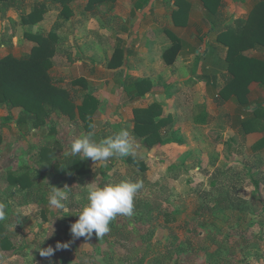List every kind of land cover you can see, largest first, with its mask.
<instances>
[{
  "label": "rangeland",
  "instance_id": "1",
  "mask_svg": "<svg viewBox=\"0 0 264 264\" xmlns=\"http://www.w3.org/2000/svg\"><path fill=\"white\" fill-rule=\"evenodd\" d=\"M70 6L73 8L71 19H59L58 11L52 10L45 16L49 19L32 32H49L56 22L61 25L57 30L59 40L51 78L62 88H72L75 78L89 81L99 94L92 90L91 93L102 97L97 116L99 127L106 124V130L111 135L117 134L118 139L106 146V161L93 163V175L84 185L57 186L51 188L50 197L53 198L49 203H29L23 194L7 191L4 178L7 172L32 164L38 153V144L48 134L51 125L57 127L58 137L65 146L78 142L85 133L81 122L73 123L57 117H53L44 128L34 129L31 124L19 122L21 109L14 110L11 118L6 119L5 107L0 106V135L4 139L0 148V219L10 222L11 233L16 235L13 243L17 246L13 251H0V264H49L50 260H58L62 256L70 257L69 264H106L105 259L110 257L114 264H121L119 260L125 251L121 244L107 236L111 235L109 224L116 220L121 225H128L130 230H139L128 243L130 246L141 245L140 234L143 236L147 229L135 224L129 212L118 214V209L116 211L109 205L107 195L126 179L134 181L131 183L133 186L138 185L142 176H146V181L141 193L125 187V194L146 199L158 211L175 218L171 222L161 219L155 224V242L165 246L170 241V232L174 231L180 242L196 238L199 243L195 245L198 246L212 233L222 243L227 241L229 246L221 257L226 260L215 262L264 264V168L257 169L247 164L246 153L235 161L236 158H230L227 150L209 145L205 135L208 128L221 127L227 132L228 125L221 121L223 118L219 122L210 120V124L197 133L200 137L197 139L196 135L195 142L201 154H189L191 150L185 148L188 137L182 136V129L174 131L180 126L190 127L194 118V100L187 93L191 98L182 94L168 108L176 119L173 130L166 136L173 140L171 148H148L142 140L136 139L133 134L135 110L153 101L166 100L165 90L171 86L167 80L170 68L163 63L162 56V48H168V45H162L159 40V49L153 53L151 65L143 66L144 60L139 57L137 45L151 44L131 37L138 30V18L134 21V17H127L118 27L113 15L110 19L94 17L92 13L81 10L83 6L77 7L75 0L70 2ZM119 12L125 14L126 10ZM18 36L17 33L14 42L20 44ZM120 44L134 57L129 59L127 55L126 72L133 77L149 75L153 79L154 90L145 99H130L125 91L118 88V72L108 67ZM22 46V53H10L12 61L27 53L31 43L26 42ZM199 54L203 66L210 65L207 48L200 50ZM193 60L190 56L180 58L178 67L173 68L176 78L183 77L181 67H186L192 76L196 67ZM202 78L207 81V76ZM206 108L212 116L222 110V106L214 102L212 107L197 106V112H204ZM130 157L135 159V163L128 161ZM138 163L147 167L142 171L145 174L137 168ZM135 174L137 177L133 179ZM64 193L65 196H61ZM229 197L234 199L233 203ZM235 202H245L246 216L239 220L234 219V215L228 219L215 217L216 212H231L230 207L235 206ZM213 250H216L215 246ZM174 264L211 263L204 250H188L179 254Z\"/></svg>",
  "mask_w": 264,
  "mask_h": 264
},
{
  "label": "trees",
  "instance_id": "2",
  "mask_svg": "<svg viewBox=\"0 0 264 264\" xmlns=\"http://www.w3.org/2000/svg\"><path fill=\"white\" fill-rule=\"evenodd\" d=\"M19 1L0 0V13L4 15L11 5L18 7L22 11V25L29 28H33L45 19L46 14L52 11L49 6L58 11L59 19L69 20L73 16L70 2L74 0H33L34 3L30 8L25 6L26 3L19 7ZM115 2L116 0H88L85 10L94 17L107 16ZM57 23L49 33L28 35V39L35 44L28 55L13 61L9 57L0 61V106L5 107L6 119L11 118L14 110L21 109L19 122L22 125L31 124L34 129L44 128L53 117H57L61 120L68 119L73 123L81 122L82 131L85 133L78 142L65 146L58 137L57 127L51 125L48 134H45L38 144V153L32 164L14 172H7L4 178L9 193H21L27 197L29 203L41 205L49 203L53 198L50 197L51 188L84 185L93 175V163L106 161V146L111 145L110 141L118 139L117 134L111 135L106 130V124H103L102 128L99 127L97 116L100 102L92 93L86 92L88 87L83 79L75 78L72 81V88L71 86L62 88L54 84L50 72L54 67L53 60L57 56L59 40L57 30L61 28ZM17 27L18 25L11 20L10 38L6 35L2 36L0 46L13 47L12 39L15 37ZM218 41L228 48L226 59L231 76L230 82L221 93L231 88L240 96L243 92H247V87L253 81L258 80L257 75L260 71L258 65L262 62L246 56L245 53L259 48L264 49V1L254 7L248 19L238 20L233 26L220 32ZM123 53L119 48L115 49L108 63L109 69L118 70L123 67L126 61ZM143 84L147 87H143ZM79 85L85 92L78 96V91L73 89ZM151 89L150 82L142 80L130 84L125 91L129 97L136 98L139 94L144 97ZM134 113V137L143 140L146 147L153 148L173 142L171 139L163 140V132L172 128V118L171 116L163 118V108L160 104L136 109ZM249 127V130H255L254 124ZM206 136L212 147L225 145L230 155L238 154V136L226 138L221 130L215 129L209 130ZM3 142L4 139L0 135V148ZM128 161L135 163L133 157L128 158ZM137 168L141 169L140 172L147 170L142 163H138ZM136 177L135 174L133 179ZM145 177L142 176V180L135 186L131 184L134 181L126 179L107 195L109 205L114 206L116 211L118 209V214L129 212L133 215L135 224L147 229L143 236L140 234L142 244L130 246L128 243L137 230H130L128 225H121L116 220L109 224L111 235L107 236L121 244L125 251L119 260L121 264H174L178 255L188 250H204L211 264H226L225 261L215 262V260H226L221 257L223 250L229 248L227 241L222 243L212 233L208 234L198 246L195 245L199 243L196 238L180 242L174 231L170 232V241L165 246L154 241L155 224L161 219L171 222L175 218L167 212L158 211L156 206L146 199L125 194V187L135 193H141L142 185L146 181ZM61 196H65V193ZM228 200L234 202L231 197ZM244 204L245 202L242 204L235 202V206L230 207L231 212H216L215 217L228 219L234 215L233 218L239 220L248 213L243 209ZM15 236L11 233L10 222L0 219V251L16 250L17 246L13 243ZM198 236L200 237L201 234ZM214 246L216 250L212 251ZM234 253L232 250V255ZM105 260L106 264H114L112 261L114 259L111 257ZM70 261V257L62 256L58 260H50L49 264H69Z\"/></svg>",
  "mask_w": 264,
  "mask_h": 264
},
{
  "label": "crops",
  "instance_id": "3",
  "mask_svg": "<svg viewBox=\"0 0 264 264\" xmlns=\"http://www.w3.org/2000/svg\"><path fill=\"white\" fill-rule=\"evenodd\" d=\"M261 1L264 0H116L115 4L112 5L111 12L104 17L105 19H110L111 15H113L118 27L121 26V24L123 25V21H126L125 18L127 17H134V21L137 18L139 19L137 23L138 30L136 29L135 36L131 37L142 42H150L151 44L148 46L142 45V43L137 45V48H140L139 57L144 60V63H142L143 66L148 67L151 65L150 60L153 57V53L159 49V40L162 41V45H168V48H162V50H164L162 55L164 60L163 63L170 68L167 80L171 86L165 90L164 98L166 100L160 99L159 101H162L161 103L159 101H153L147 106L140 108H147L156 103L162 105L163 118L171 116V124L173 127L176 119L168 112L171 103H175L176 98L182 94L187 93L192 96L195 107L191 126L187 128L184 126L174 128V131L177 132L182 129V136H184V138L188 137V139H186L185 148L191 150L189 154L192 152L201 154L200 147L199 145L197 147L196 144L197 139L200 137L197 133H200L202 128L208 126L210 120L219 122V120L223 118L224 120L221 121L226 122L228 125L227 132H224L221 127L208 128L205 135H207L209 130L215 129L221 130L226 138L238 136L239 146L236 156L230 155L225 145H220L216 148L222 147V149L227 150L230 158H236L235 161L239 159V156L246 153L248 154L245 160L247 164H251L257 169L264 168V49L259 48L245 53L246 56L262 62L258 65L260 70L257 75L258 80L253 81L247 87V92H243V94L239 96L234 93L233 89L229 88L224 93H221L230 82L231 76L228 71L229 64L226 59L228 48L224 47L218 41L220 32L233 26L238 20L248 19L254 7ZM75 2L77 7L83 6L81 10L86 12L85 7L88 0H75ZM23 3H26L25 6L30 8L34 1L23 0L22 2V0H20L18 6L20 7ZM49 8L53 10L52 7L49 6ZM71 9L73 10V8ZM122 9L126 10L125 14L119 12L122 11ZM116 11H118L117 14L113 13ZM21 12L22 11L19 10L18 7L11 5L4 15L0 13V40L4 35L10 38L9 30L11 20L18 25L15 30V37L12 39L13 47L10 48L5 45L0 46V61L11 56L10 53L16 54L19 51V53H22V45H25L26 42H30L32 48L35 44L28 39L29 34L49 33L32 32L33 29L37 30L38 25L45 23L49 18H45L41 23L33 28H29L22 25L23 17ZM119 32L122 33L121 31ZM17 33L19 35L18 40L20 44L14 42ZM127 37L128 36H126V38ZM205 47L207 48L210 61V65L207 67L203 66L202 56L199 54L200 50ZM31 48L27 53L21 54L16 58L21 59L28 55ZM118 48L124 52L125 60L127 55L130 56L129 59L131 57L134 58L130 55L129 50L126 53V47L120 44ZM184 56L192 57L196 67L193 68L192 76L189 75V70L186 67H181L180 73L183 77L182 79H178L176 78L173 68L178 67L180 58ZM125 64L126 61L122 68L112 70L118 72V88L125 91V89L130 87V84L134 82L148 80L152 85L151 91L146 93L144 97L140 94L136 96V98L145 99L154 90L155 85L153 79L149 75L144 77L136 75L138 77L134 78L136 76L133 77V75L126 72L127 69L125 70ZM189 64L190 62L186 65ZM51 73L52 70L50 74ZM203 75L207 76V81L203 80ZM86 84L88 87L87 93H91V90L96 93V90L92 89V84L89 83V81H87ZM143 87L146 88L147 85L143 84ZM73 90L78 91V96L85 92L82 86H76ZM95 93L92 94L94 95ZM96 94L94 96L101 103L100 99H102V97ZM125 94L128 96L126 91ZM188 95L187 97L191 98ZM129 98L132 99L131 97ZM214 102L222 106V110L214 114V116L208 113L209 110L207 108L204 109V112H197V106L212 107ZM257 112H259V114ZM252 124H254L255 127L254 131L249 130V126ZM172 130L173 128L170 127L169 130L163 132L162 136L164 141L170 139L166 136ZM196 135L198 136L197 139ZM191 136H193V139ZM158 147H170V143L154 146L153 149Z\"/></svg>",
  "mask_w": 264,
  "mask_h": 264
}]
</instances>
